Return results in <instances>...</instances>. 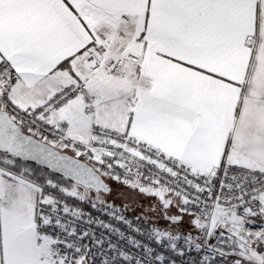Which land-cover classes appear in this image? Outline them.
I'll return each mask as SVG.
<instances>
[{
	"label": "snow or ice",
	"instance_id": "obj_1",
	"mask_svg": "<svg viewBox=\"0 0 264 264\" xmlns=\"http://www.w3.org/2000/svg\"><path fill=\"white\" fill-rule=\"evenodd\" d=\"M0 264H264V0H0Z\"/></svg>",
	"mask_w": 264,
	"mask_h": 264
},
{
	"label": "rangeland",
	"instance_id": "obj_2",
	"mask_svg": "<svg viewBox=\"0 0 264 264\" xmlns=\"http://www.w3.org/2000/svg\"><path fill=\"white\" fill-rule=\"evenodd\" d=\"M112 187H113V195L109 197V199H115V202L117 204H120L122 202V199H125V198L132 201L133 203L138 201L141 204H147L149 202L148 200L144 199L139 194L130 192L127 188H124L122 185L113 183ZM117 194H121V198H117ZM140 210L141 209L139 207L136 208L137 213H139ZM127 214L135 215V213H132V212H129ZM163 223L164 222L161 220L160 224H163Z\"/></svg>",
	"mask_w": 264,
	"mask_h": 264
},
{
	"label": "built area",
	"instance_id": "obj_3",
	"mask_svg": "<svg viewBox=\"0 0 264 264\" xmlns=\"http://www.w3.org/2000/svg\"><path fill=\"white\" fill-rule=\"evenodd\" d=\"M128 216H129V218H131L133 215H129V214H127Z\"/></svg>",
	"mask_w": 264,
	"mask_h": 264
}]
</instances>
